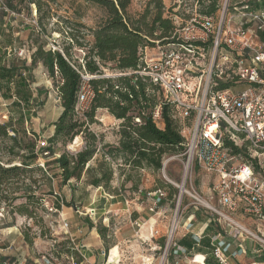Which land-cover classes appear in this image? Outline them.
<instances>
[{
    "label": "built area",
    "instance_id": "built-area-1",
    "mask_svg": "<svg viewBox=\"0 0 264 264\" xmlns=\"http://www.w3.org/2000/svg\"><path fill=\"white\" fill-rule=\"evenodd\" d=\"M0 8L9 12L3 0ZM225 8L214 17L197 12L181 22L175 17L172 34L165 42L156 40L154 46L144 47L135 71L161 89L184 137V150L177 155L182 177L175 183L177 195L157 264H169L172 255L176 256L173 264H178V256L185 252L175 239L180 225L186 230L192 225L189 220L182 222L184 196L194 210L210 214L209 223L220 226L210 240L217 264H229L237 253L225 238L242 241L244 236L251 237L264 249V234L251 231L235 218L241 215L256 224L264 223V44L257 40V32L264 31V9L243 13L231 24ZM250 22L253 24L245 26ZM52 50L61 51L56 46ZM11 51L30 60L24 46ZM81 77L76 115H83L93 99L89 77ZM219 82L232 85L218 89ZM160 109L158 104L152 112L157 124ZM45 144V140L40 143ZM196 167L212 176L207 194L194 185ZM147 194L152 198L149 211L156 213L166 193L157 189ZM241 241L238 246L244 252Z\"/></svg>",
    "mask_w": 264,
    "mask_h": 264
},
{
    "label": "trees",
    "instance_id": "trees-1",
    "mask_svg": "<svg viewBox=\"0 0 264 264\" xmlns=\"http://www.w3.org/2000/svg\"><path fill=\"white\" fill-rule=\"evenodd\" d=\"M22 1L34 4L39 9V0H6L4 4L8 10L18 13V5ZM86 1L103 7L107 13L96 27L89 29L90 42L83 44L76 36L70 34V43L64 45L61 51L45 49L42 44H37L30 54L29 65L25 59L20 65L14 61L5 64L4 53L0 52V89L4 98H12L13 89L17 99L12 102L22 101L27 105L31 92L25 89L27 84L23 74L40 63L56 88L61 108L57 119L52 123L53 133L46 138L45 145H37V141L35 144L25 142L11 124L0 123V140L9 139L10 152L20 157L19 164H13L11 160L3 162L0 159V192L8 190L13 194L10 198L2 196L4 201L25 198L26 202L21 207L34 203L36 198L33 189L36 188L34 184L37 182L34 173H39L47 186L48 195H54L52 185L55 178H59L60 185H67L72 180H81L83 175L88 185L101 187L108 193L119 194L118 189L110 187L115 173L111 161H120L118 166L123 172L124 181H130V189L137 191L139 180L133 173L144 169L158 171L166 156L178 155L184 150V137L180 133L178 122L172 117V104L163 100L162 91L157 85L151 83L146 76L135 72L141 65L142 49L154 46L156 40L165 42L175 28L172 19L163 16L162 0H149L144 11L138 14L130 12L131 0ZM197 3L200 5V14L214 17L220 9L219 0H197ZM250 4L251 0H245L232 8L248 9ZM73 44L80 49L86 48L83 52V63L73 59ZM106 70L115 74L108 76ZM82 74L89 77L87 83L93 92V99L84 114L78 116L74 108L83 83ZM230 85L232 83L219 82L217 88ZM158 104L161 106L160 124L152 118L153 109ZM97 109H105L121 121L116 144L102 143L101 139L87 130V124L94 121ZM80 134H84L86 141L80 150L75 153L65 150L55 155L56 144L71 142ZM15 148L24 149L26 152L19 156L14 152ZM96 154H99V158L96 164L91 166L88 163ZM49 156H53L51 160L42 164L37 162L38 158ZM157 189H169L168 194L165 191L166 196L161 203L171 199L176 192V189L168 184H160L151 192ZM19 191L23 193L20 194ZM53 205L55 209L60 207L56 196ZM24 211L30 215L27 210ZM88 225L93 226L91 222H88ZM106 230V227L97 228L104 241L105 251L112 246L109 247L108 241L105 240ZM205 232L207 235L201 239L200 244L211 249L210 237L217 232L211 230V223H208ZM192 243L195 241L180 240V244L187 248L191 247ZM66 253L72 257L73 254L76 255L73 251ZM210 255L206 256L205 263L217 264ZM76 257V261L81 259L79 255Z\"/></svg>",
    "mask_w": 264,
    "mask_h": 264
},
{
    "label": "rangeland",
    "instance_id": "rangeland-1",
    "mask_svg": "<svg viewBox=\"0 0 264 264\" xmlns=\"http://www.w3.org/2000/svg\"><path fill=\"white\" fill-rule=\"evenodd\" d=\"M237 1L219 0L220 9L217 12L221 11L225 5L227 18L230 17L234 14L232 7ZM148 2L149 0H131L129 10L133 14L141 13ZM162 2L163 16L170 17L173 22L175 17L178 22H181V20H187L194 12L200 13L197 0H162ZM18 8H20L18 13L10 10L3 13L4 10L0 8V52L4 53L5 64L14 61L20 65L24 61L12 53V48L24 46L28 54L34 51L37 44H42L45 49H52V46L61 49L70 43V34L76 36L83 44L90 42L89 29L96 27L107 15L103 7L86 0H39V9L34 4L22 1ZM5 46L8 48L3 50ZM83 49L75 44L71 49L73 59L78 63L84 61L83 52L86 48ZM149 51L152 54L153 50ZM29 63L30 61H26V64L29 65ZM106 74L109 76L115 73L106 70ZM23 75L27 84L25 89L31 92L30 100L27 105H24L22 101L13 103L12 101L16 98L13 89H11L12 98L10 99L4 98L3 91L0 89V123L11 124L17 130V135L25 142L35 144L37 141V145H40L53 133L52 123L60 113V101L54 84L40 63L31 67L29 71H25ZM243 86H238V88H243ZM93 120L92 123L87 124L88 131L94 133L98 139L102 140V143L116 144L118 142L120 120L114 118L105 109H97ZM85 142L84 134H80L75 136L71 142L58 143L55 146L57 153L55 155L65 150L75 153L84 146ZM10 146L9 139L0 140V159L3 162L11 160L13 164H19L20 157L10 152ZM14 152L20 156L26 151L15 148ZM52 157H41L37 159V162L42 164L44 161L51 160ZM98 158L99 154H96L88 164L95 165ZM119 162L111 161L115 173L110 183L111 189H118L119 194L108 193L101 187L95 188L88 185L83 175L81 180H72L67 185H60L59 178H55L52 185L54 195H48L46 194L47 186L39 173H34L37 180L34 184L36 188L33 189L36 199L30 205L21 207L26 202L25 198H18L11 202L4 201L2 196L10 198L13 194L8 190H2L0 192V264L2 262L4 264H69L70 260L65 257L67 251L76 252V255L81 258L79 254L81 247L78 244L75 247L72 241H69L71 236L69 234L72 231H77L76 234L81 235L93 231V235L96 232L101 239L97 228L106 227L105 240L108 241L110 247L116 240L115 236H119L117 229L128 219L122 211L124 208H130L131 212L133 208H136L147 219L149 215H153L148 211V206L152 201L147 193L160 184H168L176 189L174 195L176 197L175 183L179 184L182 177L181 158L177 154L166 156L158 171L144 169L133 173L139 180L137 191L130 189V181H124L123 172L119 170ZM205 178L203 170L196 167L193 174L194 185H200ZM165 191L168 194L169 189ZM55 196L60 203L59 209H55L53 205ZM174 196L164 201L169 204L170 208H173ZM189 202V198L184 196L182 200L184 213L190 207ZM24 210H27L30 215ZM200 210L203 216L210 215L208 213L206 215L203 209ZM134 213L136 212L132 215ZM160 214L158 221L162 222H160L159 235L156 236L154 244L148 246L144 243L145 241L141 245L134 242L128 243L126 248L132 256L144 248L145 253L153 254L152 264H157L159 261L158 255L164 246V236L167 232L171 210L164 213L166 218H162L163 212ZM63 220L67 222V228L63 227ZM88 222L93 224L92 230ZM77 228L80 231L76 230ZM184 230V227L180 225L175 239L182 232L184 233ZM108 252L109 261H111L109 256L113 259L118 257L116 245L105 251V257ZM73 255V260L76 261L77 257ZM187 260L189 264H204L200 256L188 255Z\"/></svg>",
    "mask_w": 264,
    "mask_h": 264
},
{
    "label": "crops",
    "instance_id": "crops-1",
    "mask_svg": "<svg viewBox=\"0 0 264 264\" xmlns=\"http://www.w3.org/2000/svg\"><path fill=\"white\" fill-rule=\"evenodd\" d=\"M242 1L245 0H238L237 2H235V4H238ZM262 9H264V0H251L250 7L248 9L234 10V14L230 16L231 22L237 23L241 19V15L243 13L259 12ZM251 23L252 22L246 23L245 26H250L253 24ZM257 35V40L264 44V31H258ZM6 48L8 47L5 46L2 49L4 50ZM205 177L206 178L204 179V181H202L201 184L197 186L203 194H207L209 192V183L212 180V176L208 174H205ZM149 199L152 201V198ZM150 206H148V211ZM170 209L171 208L169 207V204L163 202L161 203V207L156 209L159 211H157L156 213L149 211L153 215H149V217L146 219L140 214V210H136V208H133L131 212L130 208H124L122 211H124L123 213L128 216V219L117 229V231L119 232V236H115L116 240L112 246L116 245L118 247V257L113 259L109 256V259L111 261L108 260L109 252L105 257L103 240L98 237V234L96 232L93 235V231H90L89 234L85 233L82 235L78 233L76 234L77 231H72L69 234L71 235L70 241H72L75 247L77 244L81 247V250L79 251L81 260L74 261L72 255L69 254H66L65 257L66 259L70 260L69 264H150L153 260V254L145 253L143 251V247L142 250H138L137 252H135L133 256L126 248L128 247V243L134 242H137L141 245L145 241L144 243L146 245H153L156 236L159 235L161 225L160 222H162L158 221L161 216L160 213L163 212L162 218H166L164 213H166L167 210ZM133 212L136 213L132 215ZM186 216H188L187 220ZM235 218L251 231L259 234H264V223L262 225L256 224V222H254L252 219L243 217L241 215H235ZM188 220L192 224L191 227L188 230H186L184 227L185 232H182V234H180V236L176 238L177 244L185 250L183 254L178 256V264H189V261L187 260L188 255L200 256V259H202L201 262L206 264L205 258L207 255L211 254V249L209 247L202 246L200 243L201 239L207 235V233L205 232V228L209 223V217L203 216L201 214V210H194L190 206L185 210L182 222L186 221L187 223ZM92 228L93 227H91L90 230H92ZM218 228L219 227L217 225L211 223L212 231L216 233L218 232ZM76 230L80 231L79 228H77ZM155 230L157 231L156 234H154ZM181 239H188L192 241L194 240L195 243H192L191 247L187 248L180 244ZM225 239L232 242L231 250L237 251L235 256L229 258V264H248L252 261L264 262V249H261L258 242H256L251 237L244 236L242 241L240 239ZM240 241V244L242 245L241 247L244 249V252L238 246ZM174 259H176V256H170V262H172L170 264L174 263ZM142 260L144 261L143 263Z\"/></svg>",
    "mask_w": 264,
    "mask_h": 264
},
{
    "label": "bare ground",
    "instance_id": "bare-ground-1",
    "mask_svg": "<svg viewBox=\"0 0 264 264\" xmlns=\"http://www.w3.org/2000/svg\"><path fill=\"white\" fill-rule=\"evenodd\" d=\"M200 260H202V259H200Z\"/></svg>",
    "mask_w": 264,
    "mask_h": 264
}]
</instances>
